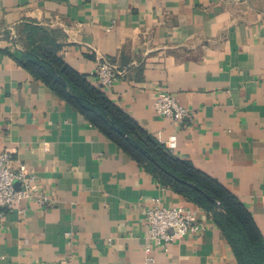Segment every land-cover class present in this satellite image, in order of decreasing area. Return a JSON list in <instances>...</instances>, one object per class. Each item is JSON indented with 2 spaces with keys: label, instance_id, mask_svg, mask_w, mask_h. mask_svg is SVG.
<instances>
[{
  "label": "crops",
  "instance_id": "0c3cea01",
  "mask_svg": "<svg viewBox=\"0 0 264 264\" xmlns=\"http://www.w3.org/2000/svg\"><path fill=\"white\" fill-rule=\"evenodd\" d=\"M24 24L57 31L80 74L107 59L119 74L110 99L166 146L175 137L172 153L242 201L264 236V0H0V28ZM22 60L0 41V153L50 202L5 210L0 264H238L211 213L159 184ZM159 92L189 117L156 115ZM156 200L197 210L203 230L158 249L146 225Z\"/></svg>",
  "mask_w": 264,
  "mask_h": 264
},
{
  "label": "trees",
  "instance_id": "16d2710c",
  "mask_svg": "<svg viewBox=\"0 0 264 264\" xmlns=\"http://www.w3.org/2000/svg\"><path fill=\"white\" fill-rule=\"evenodd\" d=\"M27 48L21 65L56 96L147 170L162 186L211 213L238 264H264V236L246 206L225 186L177 158L165 144L117 106L90 75L78 73L60 55V34L24 24Z\"/></svg>",
  "mask_w": 264,
  "mask_h": 264
},
{
  "label": "built area",
  "instance_id": "2783aa9c",
  "mask_svg": "<svg viewBox=\"0 0 264 264\" xmlns=\"http://www.w3.org/2000/svg\"><path fill=\"white\" fill-rule=\"evenodd\" d=\"M118 75L114 66L107 59L100 57L96 71L91 76L99 88L106 90L113 86ZM153 110L156 115L174 123H182L189 117L188 109L166 92L158 93ZM167 146L172 152L176 147L175 137L169 139ZM13 162L12 152L0 153V228L5 210L14 209L25 199L34 198L41 206H46L50 202V197L38 193L35 188V177L27 166L21 164L15 170L12 166ZM198 216L197 210L185 207L167 208L162 206L160 200H156L153 207L146 211L148 237L155 247L166 252L173 243L203 230ZM72 235L71 232L65 233V237L69 240L72 239Z\"/></svg>",
  "mask_w": 264,
  "mask_h": 264
},
{
  "label": "rangeland",
  "instance_id": "374dc122",
  "mask_svg": "<svg viewBox=\"0 0 264 264\" xmlns=\"http://www.w3.org/2000/svg\"><path fill=\"white\" fill-rule=\"evenodd\" d=\"M44 29L47 30V28ZM48 31L52 33V31L54 30L48 28ZM0 41L8 42L13 46L14 49L22 53H24V51L26 50L27 44L29 45V42H27L28 40L26 34L24 30H22V27L14 29H8L5 27L0 28Z\"/></svg>",
  "mask_w": 264,
  "mask_h": 264
}]
</instances>
